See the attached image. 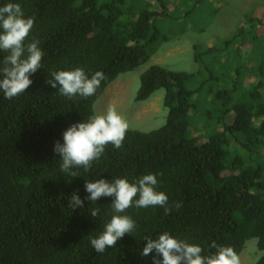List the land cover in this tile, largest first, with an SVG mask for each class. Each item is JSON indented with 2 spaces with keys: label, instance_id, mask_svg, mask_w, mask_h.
<instances>
[{
  "label": "trees",
  "instance_id": "1",
  "mask_svg": "<svg viewBox=\"0 0 264 264\" xmlns=\"http://www.w3.org/2000/svg\"><path fill=\"white\" fill-rule=\"evenodd\" d=\"M8 2L34 17L28 40H39L44 56L26 92L12 100L0 92V264H152L151 256L140 255L144 238L165 231L200 245L205 255L215 252L212 241L239 255L256 239L261 255L253 264H264V34L253 39L264 20L249 14L221 45L194 44V71L157 63L141 70L134 100L145 101L163 89V124L148 131L129 128L120 149L109 144L89 172L73 169L80 176L70 177L60 171L53 151L63 131L97 114L93 105L105 88L136 71L161 43L189 29L203 30L205 24L197 20L213 4L0 0V6ZM236 41L252 44L242 56L254 62L250 70L230 48ZM76 67L89 76L105 73L94 96L69 99L45 83L52 71ZM238 75L241 80L257 76L248 98ZM194 117L202 122V134H192ZM146 173L156 174L158 190L182 207L168 215L159 207L129 208L122 214L136 222L133 233L95 252L89 237L113 215L112 198L85 200L83 208L72 211L70 195L83 199L87 179L134 182ZM92 208H99L97 218L90 216Z\"/></svg>",
  "mask_w": 264,
  "mask_h": 264
},
{
  "label": "clouds",
  "instance_id": "2",
  "mask_svg": "<svg viewBox=\"0 0 264 264\" xmlns=\"http://www.w3.org/2000/svg\"><path fill=\"white\" fill-rule=\"evenodd\" d=\"M34 27V17L25 16L19 3L8 2L0 6V92L3 97L12 100L26 92L32 85L30 78L41 68L44 56L39 40H28ZM27 41V43H26ZM106 79L105 73L96 70L90 76L81 67L52 71L45 83L58 90L66 98L79 96L87 99L94 96L101 82ZM129 129L127 120L120 115L114 105L103 113L90 116L84 121H77L62 133V142L53 144V151L59 157L62 173L78 177L80 173L73 169L91 170L94 161L100 159L106 146L111 144L115 149L123 146ZM159 180L154 173H146L129 182L124 177L87 179L83 199L73 192L67 200V206L73 211L83 208L84 201H98L111 197L113 215L105 223L103 230L95 237H89L90 245L97 253L116 246L118 240L136 229V222L126 214L129 208H162L165 215L178 211L182 202L169 203L168 195L158 190ZM99 208H92L90 216L97 218ZM140 255L151 256L152 264H241L240 257L230 246L219 245L215 241L209 244L215 252L205 255L204 249L179 239L167 231L155 238L145 237Z\"/></svg>",
  "mask_w": 264,
  "mask_h": 264
},
{
  "label": "rangeland",
  "instance_id": "3",
  "mask_svg": "<svg viewBox=\"0 0 264 264\" xmlns=\"http://www.w3.org/2000/svg\"><path fill=\"white\" fill-rule=\"evenodd\" d=\"M212 2V6H205L204 15L198 18V22L205 24L203 30L189 29L183 31L178 37L161 43L158 48L139 66L136 71L119 76L113 80L104 92L95 100L93 108L95 113H103L110 105H114L117 111L128 122L129 128L148 131L158 128L163 124L167 110L163 106V89H158L145 101H135V88L138 86L139 72L147 66L157 63L173 70L194 71L197 67L193 59V45L204 43L207 46L221 45L223 40L244 25L249 14L264 20V0H206ZM213 7V8H212ZM189 27V23H186ZM264 34L262 25H258L253 39L257 41ZM251 43L240 44L236 41L230 48L241 60L248 56L247 51ZM243 56V57H242ZM253 59L256 56H252ZM247 70L254 67V62L243 59ZM240 84L244 85L246 98L257 83V76L251 75L248 79L241 80L236 77ZM137 83V85H136ZM264 89V88H263ZM199 117H194L192 128L193 135L202 134L198 127L201 124ZM264 140V138H263ZM236 149H238L236 147ZM242 153V148H239ZM264 156V151L261 152ZM256 239L248 240L244 249L238 255L241 264H253L261 255L256 245Z\"/></svg>",
  "mask_w": 264,
  "mask_h": 264
}]
</instances>
